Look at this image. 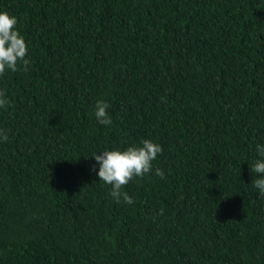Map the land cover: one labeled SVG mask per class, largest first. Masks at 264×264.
Instances as JSON below:
<instances>
[{
  "label": "trees",
  "instance_id": "trees-1",
  "mask_svg": "<svg viewBox=\"0 0 264 264\" xmlns=\"http://www.w3.org/2000/svg\"><path fill=\"white\" fill-rule=\"evenodd\" d=\"M30 64L0 76V264H264V0H0ZM108 101L111 124L93 114ZM162 146L116 202L94 157ZM247 160V161H246ZM254 175V174H253Z\"/></svg>",
  "mask_w": 264,
  "mask_h": 264
},
{
  "label": "clouds",
  "instance_id": "clouds-1",
  "mask_svg": "<svg viewBox=\"0 0 264 264\" xmlns=\"http://www.w3.org/2000/svg\"><path fill=\"white\" fill-rule=\"evenodd\" d=\"M28 47L24 35L18 27L17 17L7 10L0 9V76L6 72H16L18 69L27 71L30 60L27 56ZM9 98L3 88H0V109L5 108ZM108 101L97 99L93 114L101 125L111 124L107 111ZM8 139L7 131L0 128V142ZM256 155L251 163L252 187L258 196H264V143L255 146ZM162 152V146L150 138H141L139 142L127 144L124 147H104L95 151L93 168L99 181L110 186V195L116 202L123 200L132 202V197L123 190V186L134 177H144L149 173L163 178L164 170L154 167L153 161ZM247 161V160H246ZM254 174V175H253Z\"/></svg>",
  "mask_w": 264,
  "mask_h": 264
}]
</instances>
